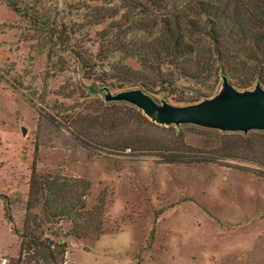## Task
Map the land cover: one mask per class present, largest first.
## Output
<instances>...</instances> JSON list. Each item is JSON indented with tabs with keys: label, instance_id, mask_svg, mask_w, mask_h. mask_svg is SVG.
Instances as JSON below:
<instances>
[{
	"label": "rangeland",
	"instance_id": "374dc122",
	"mask_svg": "<svg viewBox=\"0 0 264 264\" xmlns=\"http://www.w3.org/2000/svg\"><path fill=\"white\" fill-rule=\"evenodd\" d=\"M103 27L85 28L84 40L93 43ZM27 28L0 3V264L19 256L5 208L23 231L33 171L88 180L89 209L105 198L107 231L98 239L64 237L66 221L44 224L48 237L67 240L65 264H264V129L158 124L59 55L35 51ZM257 84L264 90L234 86L242 93ZM199 87L141 90L161 108L184 107L207 100ZM224 91L220 82L208 99ZM109 113L116 128L89 120ZM81 129L93 147L75 136Z\"/></svg>",
	"mask_w": 264,
	"mask_h": 264
},
{
	"label": "trees",
	"instance_id": "16d2710c",
	"mask_svg": "<svg viewBox=\"0 0 264 264\" xmlns=\"http://www.w3.org/2000/svg\"><path fill=\"white\" fill-rule=\"evenodd\" d=\"M72 1L0 3L28 20V42L35 43V51H46L49 58L59 55L64 66L74 64L81 79L100 82L104 91L138 88L173 95L188 84L200 86L208 99L225 79L243 89L264 83V0ZM58 5L62 13L55 12ZM100 25L89 45L85 28ZM108 117L89 120L103 128L110 121L116 128L115 115ZM84 131L75 136L93 147ZM97 145L109 147L101 141ZM90 189L82 178L33 171L23 231L16 228L10 207L5 208L20 241L13 264L66 263L67 240L48 237L45 223L69 222L64 237L100 238L107 231L105 198L101 195L89 209Z\"/></svg>",
	"mask_w": 264,
	"mask_h": 264
},
{
	"label": "water",
	"instance_id": "95a60500",
	"mask_svg": "<svg viewBox=\"0 0 264 264\" xmlns=\"http://www.w3.org/2000/svg\"><path fill=\"white\" fill-rule=\"evenodd\" d=\"M224 86L222 94L184 107L166 104L161 108L141 89L123 90L114 95L108 91V96L112 100H126L136 105L161 125L193 122L229 131L264 129V90L261 85L242 93L228 79L224 80ZM23 132H26L25 128Z\"/></svg>",
	"mask_w": 264,
	"mask_h": 264
},
{
	"label": "built area",
	"instance_id": "2783aa9c",
	"mask_svg": "<svg viewBox=\"0 0 264 264\" xmlns=\"http://www.w3.org/2000/svg\"><path fill=\"white\" fill-rule=\"evenodd\" d=\"M2 264H7V259H3Z\"/></svg>",
	"mask_w": 264,
	"mask_h": 264
}]
</instances>
